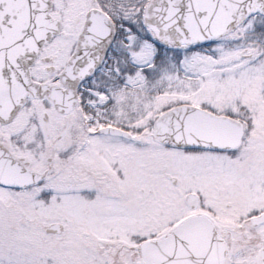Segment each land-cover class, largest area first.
<instances>
[{
	"label": "snow or ice",
	"instance_id": "obj_1",
	"mask_svg": "<svg viewBox=\"0 0 264 264\" xmlns=\"http://www.w3.org/2000/svg\"><path fill=\"white\" fill-rule=\"evenodd\" d=\"M0 264H264V0H0Z\"/></svg>",
	"mask_w": 264,
	"mask_h": 264
}]
</instances>
